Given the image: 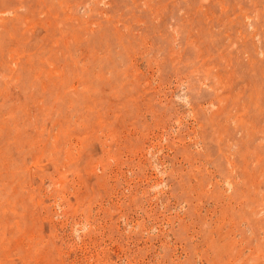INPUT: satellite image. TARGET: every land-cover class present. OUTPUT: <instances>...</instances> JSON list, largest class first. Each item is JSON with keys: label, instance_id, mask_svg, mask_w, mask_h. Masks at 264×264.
Listing matches in <instances>:
<instances>
[{"label": "rangeland", "instance_id": "374dc122", "mask_svg": "<svg viewBox=\"0 0 264 264\" xmlns=\"http://www.w3.org/2000/svg\"><path fill=\"white\" fill-rule=\"evenodd\" d=\"M0 264H264V0H0Z\"/></svg>", "mask_w": 264, "mask_h": 264}]
</instances>
